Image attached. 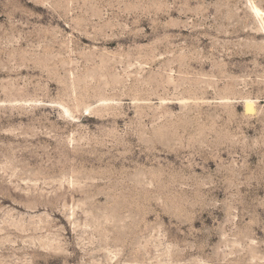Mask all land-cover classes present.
Instances as JSON below:
<instances>
[{
	"label": "rangeland",
	"instance_id": "obj_1",
	"mask_svg": "<svg viewBox=\"0 0 264 264\" xmlns=\"http://www.w3.org/2000/svg\"><path fill=\"white\" fill-rule=\"evenodd\" d=\"M0 264H264V0H0Z\"/></svg>",
	"mask_w": 264,
	"mask_h": 264
},
{
	"label": "bare ground",
	"instance_id": "obj_2",
	"mask_svg": "<svg viewBox=\"0 0 264 264\" xmlns=\"http://www.w3.org/2000/svg\"><path fill=\"white\" fill-rule=\"evenodd\" d=\"M246 111L248 113H253L254 112V105H253V103L247 102V104H246Z\"/></svg>",
	"mask_w": 264,
	"mask_h": 264
}]
</instances>
